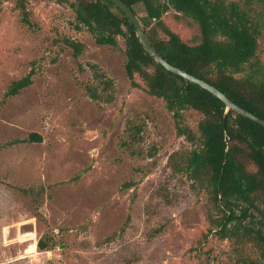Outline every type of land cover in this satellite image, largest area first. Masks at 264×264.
<instances>
[{
    "label": "rangeland",
    "instance_id": "rangeland-1",
    "mask_svg": "<svg viewBox=\"0 0 264 264\" xmlns=\"http://www.w3.org/2000/svg\"><path fill=\"white\" fill-rule=\"evenodd\" d=\"M26 7L29 25L14 0H0V264L256 260L249 243L204 237L215 216L211 199L167 166L186 143L163 102L137 76L138 86L130 84L122 41L97 45L67 5L27 0ZM163 20L183 41H198L190 19L169 10ZM64 38L84 49L75 56ZM257 42L264 63V29ZM30 72L29 86L4 96ZM102 79L111 87L94 99L89 88L100 91ZM199 118L183 111L194 132ZM29 133L41 141L25 142ZM41 237L51 249L29 252Z\"/></svg>",
    "mask_w": 264,
    "mask_h": 264
},
{
    "label": "trees",
    "instance_id": "trees-1",
    "mask_svg": "<svg viewBox=\"0 0 264 264\" xmlns=\"http://www.w3.org/2000/svg\"><path fill=\"white\" fill-rule=\"evenodd\" d=\"M67 5L75 26L84 28L100 46H124V72L137 87V76L145 92L160 99L170 114L175 133L186 145L173 151L167 166L183 174L191 186L205 191L215 216H208L204 235L228 239L234 244L249 243L264 261V127L232 110L211 93L157 64L139 43L132 24L110 0H52ZM136 16L145 38L169 64L206 81L234 104L264 120V63L257 56L258 38L264 29V0H121ZM27 0H14L20 21L29 25ZM169 10L196 24V43L183 41L164 22ZM75 56L84 49L80 42L64 38ZM31 75L13 80L5 97H12L31 84ZM99 79V78H97ZM95 79V80H97ZM100 81V91L89 88L92 98L103 100L111 87ZM112 96L110 95L108 100ZM200 115L196 131L183 119V111ZM25 142H40L29 133ZM164 201L168 202L167 197ZM49 237L39 238L36 248L51 249Z\"/></svg>",
    "mask_w": 264,
    "mask_h": 264
},
{
    "label": "water",
    "instance_id": "water-1",
    "mask_svg": "<svg viewBox=\"0 0 264 264\" xmlns=\"http://www.w3.org/2000/svg\"><path fill=\"white\" fill-rule=\"evenodd\" d=\"M113 2L119 9L122 10V12L125 14V16L128 18L130 23L132 24L134 28L135 35L141 44L142 48L149 54V56L159 65H161L165 70L168 72L181 77L182 79H185L191 83H194L198 85L200 88L206 90L207 92L211 93L213 96L218 98L225 106L226 110H232L235 113L250 119L251 121L257 123L258 125L264 127V120L256 117L254 114L248 112L247 110L243 109L242 107L234 104L229 98H227L222 92H220L217 88L212 86L211 84L207 83L204 80H201L191 74L186 73L185 71L174 67L173 65L166 62L157 52L156 50L150 45V43L147 41V39L144 36V33L141 29V26L132 12V10L124 4L121 0H110Z\"/></svg>",
    "mask_w": 264,
    "mask_h": 264
},
{
    "label": "bare ground",
    "instance_id": "bare-ground-1",
    "mask_svg": "<svg viewBox=\"0 0 264 264\" xmlns=\"http://www.w3.org/2000/svg\"><path fill=\"white\" fill-rule=\"evenodd\" d=\"M29 252L33 251V250H36V245L35 243H32L30 246H29Z\"/></svg>",
    "mask_w": 264,
    "mask_h": 264
}]
</instances>
